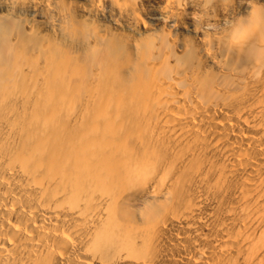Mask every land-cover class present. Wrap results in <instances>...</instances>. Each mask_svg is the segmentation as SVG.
<instances>
[{
	"label": "bare ground",
	"instance_id": "bare-ground-1",
	"mask_svg": "<svg viewBox=\"0 0 264 264\" xmlns=\"http://www.w3.org/2000/svg\"><path fill=\"white\" fill-rule=\"evenodd\" d=\"M0 264H264V0H0Z\"/></svg>",
	"mask_w": 264,
	"mask_h": 264
}]
</instances>
